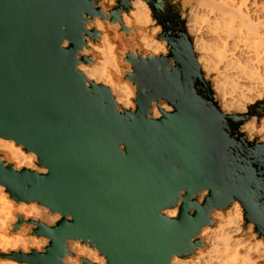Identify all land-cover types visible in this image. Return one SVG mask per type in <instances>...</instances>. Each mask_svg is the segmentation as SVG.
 Returning a JSON list of instances; mask_svg holds the SVG:
<instances>
[{"label": "water", "instance_id": "1", "mask_svg": "<svg viewBox=\"0 0 264 264\" xmlns=\"http://www.w3.org/2000/svg\"><path fill=\"white\" fill-rule=\"evenodd\" d=\"M148 3L161 10V0ZM121 9L130 10L128 0H118L113 23ZM81 13L102 16L92 10L91 0H0V136L25 144L49 168L48 175L38 177L0 165V184L17 202L38 200L74 217L52 230L39 224L34 229L33 234H50L54 240L45 255L33 250L11 258L21 264H60L66 239L90 238L110 264H168L174 253L192 254L200 242L189 240L209 222V210L232 199L244 202L246 223L256 224L255 231L264 236V191L259 200L253 191L257 184L264 186V147L239 133L251 114L264 113L253 107L238 122L220 115L210 82L195 75L191 38L179 20L180 29L162 28L158 37L169 43L166 60L132 61L135 75L127 78L147 93L138 92L136 115L125 122L113 111L108 91L93 88L90 94L74 70L85 22ZM94 33L88 35L95 39ZM65 38L73 43L62 51ZM168 60L175 61L182 92L176 71H162ZM191 89L210 106L202 107ZM160 98L173 102L174 112L147 120L151 101ZM223 127L240 144L230 150L245 161L243 171L230 157L221 159L228 143ZM121 142L126 155L119 152ZM254 151L255 156L249 154ZM205 187L212 191L204 205L190 203L192 193ZM181 189L186 192L175 221L159 216L160 209L175 204ZM191 208L197 211L190 216Z\"/></svg>", "mask_w": 264, "mask_h": 264}, {"label": "clouds", "instance_id": "2", "mask_svg": "<svg viewBox=\"0 0 264 264\" xmlns=\"http://www.w3.org/2000/svg\"><path fill=\"white\" fill-rule=\"evenodd\" d=\"M128 3L130 10L125 12L121 9L119 20L113 23V9L117 8L118 0H91L92 10L96 12L99 9L102 16L81 13L85 21L82 43L74 56V70L83 77V87L89 91L106 89L112 99L113 111L125 122H131L136 115L138 92L147 93V89H141L127 78L135 75L132 61L166 60L171 50L167 40L158 38L163 29L153 18L148 0H128ZM170 3L185 21L191 38V53L198 70L195 75L202 74L203 79L210 82L220 115L231 116L238 122L241 114H247L251 106L264 101V0H170ZM161 5L162 0L157 7ZM140 9L146 11L142 13ZM161 10H166V5ZM65 30L61 28V31ZM93 30L95 39L88 35ZM72 43L67 38L62 39L59 48L67 51ZM129 55L130 60L126 59ZM174 70L175 61L172 60H168L162 69L169 75ZM176 73L179 81L177 90L182 92L180 74ZM191 91L202 107L210 106ZM169 101L153 99L146 119L156 122L171 115L174 104ZM105 103L100 100L101 106ZM223 129L221 132L224 134ZM239 133L249 143L255 141L257 147H264V115L250 116L241 124ZM224 136L228 143L221 159L227 161L230 157V162H236L243 171L245 161L233 156L230 150L240 148V144ZM118 148L121 155H126L124 142ZM254 153L249 154L255 156ZM0 165L4 168L12 165L16 174L21 170L38 177L49 173V168L40 163L37 152L3 136H0ZM7 188L0 184V264H21L11 258V254L28 256L34 250L43 256L54 241L50 234H33L38 224L52 230L62 219L70 223L74 217L53 211L38 200L17 202L11 198ZM209 191L212 190L205 187L199 194L193 192L189 202L193 204L195 201L194 204L201 207ZM253 191H258L259 200L264 186L257 184ZM185 192L181 189L175 204L160 209L158 215L175 221ZM241 201L232 199L226 207H212L207 214L209 222L189 240L191 245L197 240L200 244L190 255L174 253L168 264H264V236L255 231L256 224L246 223L245 205ZM196 211V208H191L188 213L191 216ZM20 219L23 223L14 230ZM60 264H110V260L90 238H68L64 241Z\"/></svg>", "mask_w": 264, "mask_h": 264}, {"label": "flooded vegetation", "instance_id": "3", "mask_svg": "<svg viewBox=\"0 0 264 264\" xmlns=\"http://www.w3.org/2000/svg\"><path fill=\"white\" fill-rule=\"evenodd\" d=\"M165 5L166 10H155L153 4L150 5L153 18L157 20L158 24L164 29V31H174L180 29L177 25V22L180 20V15L177 9L170 3V1L163 2L162 7Z\"/></svg>", "mask_w": 264, "mask_h": 264}, {"label": "rangeland", "instance_id": "4", "mask_svg": "<svg viewBox=\"0 0 264 264\" xmlns=\"http://www.w3.org/2000/svg\"><path fill=\"white\" fill-rule=\"evenodd\" d=\"M177 7H179V5H178ZM180 20H182V19L180 18ZM182 21L184 22V25H185V21H184V20H182ZM185 31H186V28H185ZM186 32H187V31H186ZM211 91H212V88H211ZM212 94H213V97H214V93H213V91H212ZM259 104H264V101H262V102H258L256 105L251 106L250 109H249V111L252 112V111H253V109H252L253 107H258L259 110H260L262 113H264V107H260ZM252 115H255V114H251L250 116H252ZM263 115H264V114H263ZM250 116H249V117H250ZM261 116H262V115H261ZM249 117H248V118H249ZM248 118H247V119H248ZM247 119H246V120H247ZM253 142H254V141H253Z\"/></svg>", "mask_w": 264, "mask_h": 264}, {"label": "bare ground", "instance_id": "5", "mask_svg": "<svg viewBox=\"0 0 264 264\" xmlns=\"http://www.w3.org/2000/svg\"><path fill=\"white\" fill-rule=\"evenodd\" d=\"M138 8H139V5L137 6ZM146 10H144V9H140V12H145Z\"/></svg>", "mask_w": 264, "mask_h": 264}]
</instances>
